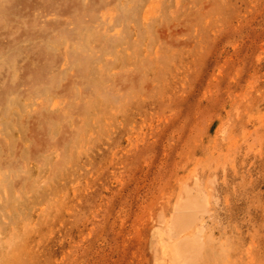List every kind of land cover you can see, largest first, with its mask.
I'll return each mask as SVG.
<instances>
[{"label": "rangeland", "instance_id": "374dc122", "mask_svg": "<svg viewBox=\"0 0 264 264\" xmlns=\"http://www.w3.org/2000/svg\"><path fill=\"white\" fill-rule=\"evenodd\" d=\"M161 248L264 264V0H0V264Z\"/></svg>", "mask_w": 264, "mask_h": 264}, {"label": "bare ground", "instance_id": "6f19581e", "mask_svg": "<svg viewBox=\"0 0 264 264\" xmlns=\"http://www.w3.org/2000/svg\"><path fill=\"white\" fill-rule=\"evenodd\" d=\"M179 254H180L179 250H175L174 253H171L168 250L161 248L160 253L158 255V261L157 262H158V264H178L176 262V256H179Z\"/></svg>", "mask_w": 264, "mask_h": 264}]
</instances>
